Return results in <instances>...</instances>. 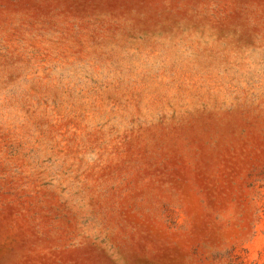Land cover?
Returning a JSON list of instances; mask_svg holds the SVG:
<instances>
[{
    "label": "rangeland",
    "instance_id": "1",
    "mask_svg": "<svg viewBox=\"0 0 264 264\" xmlns=\"http://www.w3.org/2000/svg\"><path fill=\"white\" fill-rule=\"evenodd\" d=\"M0 264H264V0H0Z\"/></svg>",
    "mask_w": 264,
    "mask_h": 264
}]
</instances>
